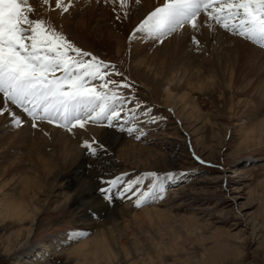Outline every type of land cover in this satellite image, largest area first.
Here are the masks:
<instances>
[{
  "label": "rangeland",
  "instance_id": "374dc122",
  "mask_svg": "<svg viewBox=\"0 0 264 264\" xmlns=\"http://www.w3.org/2000/svg\"><path fill=\"white\" fill-rule=\"evenodd\" d=\"M88 1L74 11L76 23L85 19L83 9ZM164 2L139 0L137 3L131 0L129 12L132 14L140 8L146 16ZM133 6L135 8H131ZM113 12L107 9V1L100 0L97 15L90 20L91 26L99 25L105 29L102 37L107 43L103 46L97 42L88 43L81 34L77 35L73 21L70 25L56 20L52 24L76 47L106 62L109 65L108 78L128 85L121 89L130 101L125 106V113L135 108L137 101L140 102L133 125H124L125 130L121 131L126 133L127 144L123 148L132 149V155L128 157L125 153L122 158V150L118 149L111 154L114 164L105 166L97 161L89 167V174L93 170L103 176L97 190L101 202L95 208L65 207V196L47 201L49 190H45L39 196V202H35L39 215L25 247L20 245L27 241L26 228L32 222L20 224L5 217L0 210V264H40L45 257L50 264H104L102 253L94 258L89 256L86 262H76L55 243L61 239L70 246L92 239L96 231L90 229L84 219L88 217L93 222L102 223L108 216L117 217V228L110 241L116 257L111 264H264V136L259 137L255 132L241 133L244 128L250 129L255 121H264V86L254 76L248 80L237 79L234 90L222 87L229 81L228 73L222 76L224 71L221 69L219 74L213 61L219 56L226 60L224 55L228 47L222 35L218 37L217 34L206 46L210 48L209 52L199 40L198 44L193 43L192 37L197 32L188 25L160 41L148 38L144 33H133L139 22L128 26V22H124L126 19ZM44 19L49 21L46 17ZM219 28L264 52V46ZM183 33L191 35L180 44L181 61L189 67V73L192 69H202V81L215 85V89L204 88L207 90L202 91L194 88L189 93V101L197 105L195 111L189 108L184 112L180 105L177 107L188 115L186 119L179 118L175 108L164 104L165 89L157 81L158 76L142 64L147 61L156 65L155 60L169 55V44L184 38ZM117 46H121L122 53L116 52ZM218 63L220 65L221 60ZM262 63L264 65V59ZM176 68L178 78L184 75L180 64ZM100 83V80L91 81L96 86ZM190 114L193 118L189 117ZM124 118L127 121L122 113L121 119ZM96 125L102 126L105 122ZM22 126L19 127L22 129ZM129 127H134L131 134L127 131ZM137 129L144 133L140 139H136ZM95 142L94 145L98 146L96 139ZM134 143L139 144L135 149L132 147ZM17 154L20 152L15 156ZM139 159L143 162L139 163ZM28 163H25L26 167ZM145 172H156L162 177L172 173L173 176L164 179L162 195L157 194L155 199L140 207L135 205L137 197L133 192L121 197L113 187L112 199L107 200L100 191L107 188L106 182L116 176L126 174L125 180H128ZM2 173L0 168V177H3ZM149 183L150 178L133 187L147 190ZM120 191H123L122 186ZM154 210H159L162 215L145 213ZM77 232L87 235L73 238V233ZM17 235L20 236L17 238ZM9 241H12V253L7 255L5 248ZM121 242L124 247L120 246ZM49 245L54 247L46 252L44 246Z\"/></svg>",
  "mask_w": 264,
  "mask_h": 264
},
{
  "label": "bare ground",
  "instance_id": "6f19581e",
  "mask_svg": "<svg viewBox=\"0 0 264 264\" xmlns=\"http://www.w3.org/2000/svg\"><path fill=\"white\" fill-rule=\"evenodd\" d=\"M106 1L107 9L112 12L115 9L113 13L123 17V20L126 19L124 22H128V26L131 23L135 24L143 19L145 13L140 8H137L130 14L131 0H129L126 9L127 15H125V10L120 8L119 0ZM30 2L35 9L33 18L46 17L51 23L56 20L62 24L68 23L69 25L73 21L76 24V34H81L87 42H97L101 44L100 46L107 43L103 40L104 37H102L105 34V29L100 28L99 25L97 26L98 28L93 27L91 26L92 23H90V20L97 15L100 0H89L86 9H83L85 19L83 21H77V23L75 21L76 18H74L76 14L74 11L83 7L84 4L82 3L85 0H71L68 15H62L61 11L55 8L54 0H51L50 10L47 5L42 7L40 0H30ZM131 8L135 7L133 6ZM198 23L200 27L195 31L197 32L195 36L200 43L205 45L204 47L209 52L211 50L206 46L211 43L215 36L217 37V34H219L218 37L222 35L225 44H227V53L224 55L226 60L223 57L220 58V56L217 59L213 58L216 71L219 74L224 71L222 76L228 73L229 81L225 86L222 84L223 88L234 90L236 88H234L235 86L233 84L236 83L237 79H241V77L247 79L248 77L254 76L256 78L255 80L264 86L263 51L248 46L246 44L247 41L244 39L230 35L228 32H224V30L222 32L214 22H212L213 26L211 28L208 27L203 14L198 18ZM190 35L185 33L183 35L184 38H180L178 42L173 38L172 40L176 43L169 44L168 47L171 48L168 52L169 55H166L160 60H155L156 65H153L154 63H147V61L142 62V64L149 67L148 69H151L152 74L158 76L159 79L157 81L164 87V104L175 108L177 116L184 119L188 118V115H185L182 110L186 112L189 108H192L195 111L197 106L194 104L195 102L189 101V93L194 88H199V90L204 91L207 90L204 88H212L215 86L202 81V69H192L189 73V67L186 66L184 61H181L180 53L182 52V45L180 44L186 38H190ZM98 39L100 42L97 41ZM222 51L225 52V49H222ZM116 52L122 53L121 46H117ZM135 57H138V54ZM219 60H221L220 65L218 63ZM137 62L141 64V61ZM179 64L182 67L180 71H184V75L181 74L178 78L176 66ZM195 70L196 72H194ZM196 79L198 82L195 81ZM213 88L215 89V87ZM179 105L182 108L181 111L180 108H177ZM0 107L10 109L16 115H19L23 121L21 129L19 126L10 123L11 118L7 113L0 117V159H3L0 162V168L3 171V177H0V196L2 197L0 199V206H2L0 210L5 213V217L15 220L20 224H24L26 221L32 222V225L26 228L27 241L20 245L21 247H25L32 234L36 217L39 215V209L36 207L35 202H39V196H42L45 190H49V194L46 196V198L48 197L47 201L55 199L56 197L65 196V207L81 206L95 208L100 204L101 200L97 196V190L101 186L99 181L103 176L98 171L93 170L89 174V167L95 165L97 161L103 162L105 166L114 164V159H112L111 154L118 149L122 150V158H124L125 153H127L128 157L132 155V151H130L132 149L123 148L127 144L125 139L126 133H122L116 125L124 124L129 126L133 124L124 118L119 119L120 123L114 121V126L112 127H108L106 121L105 125L102 126H97L96 123H87L83 129L76 127L70 132L65 128L58 127L47 121H36L37 126L33 127V122L30 117L22 109L11 104V102H8L7 105L4 104L2 94H0ZM189 117L193 118V114H190ZM254 132L259 137L264 136L263 120L255 121L250 129L244 128L241 133L247 135L248 133L253 134ZM95 139L99 145H103V148L100 149L99 145H94L98 148L97 154L90 155L84 148L83 142L84 140L91 142ZM138 145L136 143L132 144L133 149ZM16 152H20V154L15 156ZM26 162H29L27 167L25 166ZM101 162L100 164H103ZM141 162H143L142 159H139V163ZM163 162L166 163V160L163 159ZM142 166L145 167V164H142ZM5 187H8L7 190H5ZM150 212H153L156 216L162 215L159 210L146 211L145 213L149 214ZM116 221L117 217L110 216L102 223L93 222L92 218L87 217L84 219V222H86V225L90 229L96 231L92 239L75 245L71 244L70 246L61 241V239H57L55 244L60 246V248L63 247L62 251L67 254L68 258H72L76 262H86L89 256L94 258L96 254L102 253L104 264H111L112 260L116 257L113 249L110 247V241H112L111 235L117 228ZM19 236L17 235V238ZM11 246L12 241H9L8 246L5 248L7 255L12 253ZM120 246L124 247V244L121 242ZM53 247L54 245L44 246V249H46V252H49ZM23 253L24 251H22L21 255ZM40 264H50V262L45 257Z\"/></svg>",
  "mask_w": 264,
  "mask_h": 264
},
{
  "label": "snow or ice",
  "instance_id": "6c2138e0",
  "mask_svg": "<svg viewBox=\"0 0 264 264\" xmlns=\"http://www.w3.org/2000/svg\"><path fill=\"white\" fill-rule=\"evenodd\" d=\"M40 3L51 9V0H40ZM128 3L129 0H119L125 15ZM54 4L65 13L71 7V0H54ZM34 11L30 0H0V94L4 104L11 102L22 109L33 127L37 126L36 121H47L70 132L76 127L83 129L87 123L106 121L107 126L112 127L114 121L122 118V113L132 122L140 102L125 113L130 101L121 89L128 85L108 78L106 62L76 47L50 21L43 17L33 18ZM202 14L208 27L214 22L216 26L264 46V0H165L141 19L133 33H144L148 38L162 41L185 25L198 30V18ZM192 41L199 43L195 36ZM93 80L102 83L96 86L91 84ZM5 113L10 116L11 124L20 126L23 123L19 115L0 107V115ZM116 126L125 130L124 124ZM127 131L131 134L134 127ZM142 135L144 133L139 131L136 139ZM95 143V140L83 142L90 155L97 154ZM125 175L107 181L108 187L100 191L107 200L112 199L113 187L121 197L133 192L137 207L155 199L157 194L162 195L164 179L173 176L172 173L162 177L156 172H145L135 179L125 180ZM148 178L147 190L133 187ZM86 235L77 232L73 233V238Z\"/></svg>",
  "mask_w": 264,
  "mask_h": 264
}]
</instances>
